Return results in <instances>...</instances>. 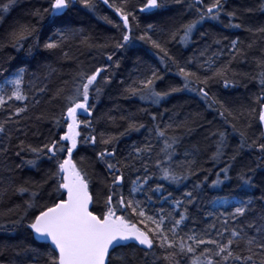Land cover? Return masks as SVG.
I'll list each match as a JSON object with an SVG mask.
<instances>
[{
  "label": "snow or ice",
  "instance_id": "6c2138e0",
  "mask_svg": "<svg viewBox=\"0 0 264 264\" xmlns=\"http://www.w3.org/2000/svg\"><path fill=\"white\" fill-rule=\"evenodd\" d=\"M252 2L244 12L264 13V0ZM227 3L174 0L184 7L177 24L163 19L169 0H0V26L28 5L27 19L0 31V50L16 53L0 60V206L10 194L22 200L0 210V233L24 230L17 243L0 241V264H264V47L254 72L233 68L264 43V26L235 22L241 13ZM81 15L117 35L96 41L73 26ZM142 17L153 22L141 27ZM213 23L250 33L247 50L239 36L208 42L202 29ZM73 49L96 55L86 64ZM141 51L157 63L142 65ZM130 52L134 70L120 79ZM53 56L70 70L48 62ZM165 74L178 82L158 89ZM244 79L257 88L247 108L213 91L247 89ZM182 93L219 126L199 111H159ZM105 98L112 107L101 112ZM120 101L141 106L133 112ZM254 125L259 135L250 134ZM24 169L42 172L41 180L18 177Z\"/></svg>",
  "mask_w": 264,
  "mask_h": 264
},
{
  "label": "trees",
  "instance_id": "16d2710c",
  "mask_svg": "<svg viewBox=\"0 0 264 264\" xmlns=\"http://www.w3.org/2000/svg\"><path fill=\"white\" fill-rule=\"evenodd\" d=\"M133 4H138L139 0H131ZM169 3L171 5L172 11L169 13H166L165 17L163 18L165 21L169 19V17H172L175 19V22L179 24L181 22V19L183 18L181 16V13L184 12V7L181 5L174 4V0H169ZM28 5H21L20 7H17L7 18L3 26H0V31L3 30V28H6L8 24L12 23L13 21L17 19H27V17L24 16V8H26ZM252 0H228V3L226 4V8L228 10L237 9L241 13V18L235 22H242L245 27L251 26L253 28L264 26V13L260 12H254V13H246L243 11L246 7H253ZM103 14H111L110 10H105ZM190 18V17H189ZM225 22H227V18H224ZM146 22H153L151 20H145L143 17L141 18V27L144 26ZM74 27L77 28H84L85 32L89 35H91L96 41L98 42H104L106 38L116 36L117 33L114 29L111 28L110 25L105 24L103 21L96 19L93 16H84L81 15L79 17L75 18ZM203 31H207L209 33L208 35V42H211L214 38H222L224 36L229 37V39H233L236 36H239L241 41L243 42L242 46L245 47L247 43L253 38L250 33H248L245 30H237V29H228L223 27L220 24L213 23L211 25H205L202 29ZM197 40L199 41V35L197 34ZM201 42V46H202ZM147 46H145L146 48ZM264 47V43L259 44L258 46L254 47L252 50H247L248 55L246 58V63H241L239 60L233 64V68L243 74V73H252L255 71V63L253 61V57H259L261 55L260 48ZM173 51L175 52L176 49L174 48ZM181 52L185 56L192 54V49H181ZM81 52L83 54H81ZM81 52L76 51L73 49L74 55H78L81 60H83L86 64L89 62H92V56L96 55V53L89 54L88 50L83 49ZM16 55L15 52L12 50H0V60L6 61L9 59L10 56ZM131 58L130 59H124L122 61V67L119 70V78L123 79L125 78L129 72H132L134 70V61L136 60V55H139L142 57V65L144 63L146 64H156L157 61L152 56L151 52H148L146 55L143 51L137 53L136 55L132 54L131 52L128 54ZM53 64V66L60 68L61 71L64 73H67L70 70L69 65L61 66V64L58 61L57 56H53L50 61H48ZM12 63H15V61H12ZM7 66V65H5ZM63 78H67V75H65ZM241 79V78H238ZM178 82L171 74H165V80L159 81L157 83L158 89H166L169 84ZM60 83V79L57 78L53 82V87H55L56 84ZM243 83L248 84V88L245 89L243 87L236 88V89H227L225 90L222 85H216L213 89V91L216 93V95L222 99L225 100L228 105L234 109H240L241 107L247 108L251 104L250 96L252 93L257 91V88L253 83H250L248 80L244 79ZM115 90H113V95H115ZM121 106L125 109H128L130 111L135 112L138 107L141 105L136 101H120ZM112 107V100L109 98H105L101 105L99 106V110L101 112L106 111L108 108ZM164 108L168 109H177L182 112H201L203 113L204 117H206V120L213 121L212 127L215 128L219 126L220 121L219 117L215 116V113H207L204 111L203 104L198 99L194 98L191 94L188 93H182L172 96L165 104L162 105V107L159 109V111H163ZM143 119H147L146 117H141ZM101 130H108L111 132L121 131L122 128L117 129L115 127H109L107 124H102L100 126ZM250 134L259 135V128L258 126L253 127ZM204 132H199L194 137L193 142H196L197 140L202 141ZM140 139L137 136L127 137L123 140L121 143L122 149H127L128 145L132 143L133 141H136ZM206 167H211L210 165H206ZM95 172L99 173L102 171V166H97L94 169ZM43 173H37L34 170H28L24 169L22 172H17V176L22 179H29L33 181H40ZM210 179H215L214 176L210 177ZM235 187V184H230L224 187L223 192L227 193L232 188ZM22 203V200L17 196H12L10 194V199L7 201V203L3 206H0V210L3 209V207H10L15 204ZM24 239V230L20 229L15 234L11 235V237L0 233V241L7 240L10 243H17Z\"/></svg>",
  "mask_w": 264,
  "mask_h": 264
}]
</instances>
